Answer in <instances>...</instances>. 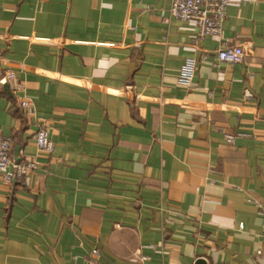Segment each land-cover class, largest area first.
<instances>
[{"label":"crops","instance_id":"1","mask_svg":"<svg viewBox=\"0 0 264 264\" xmlns=\"http://www.w3.org/2000/svg\"><path fill=\"white\" fill-rule=\"evenodd\" d=\"M170 7L0 0V72L20 82L0 86V135L36 163L0 172V264H264V0L205 38Z\"/></svg>","mask_w":264,"mask_h":264},{"label":"built area","instance_id":"2","mask_svg":"<svg viewBox=\"0 0 264 264\" xmlns=\"http://www.w3.org/2000/svg\"><path fill=\"white\" fill-rule=\"evenodd\" d=\"M236 1L244 4L249 0H170V14L175 19L194 22L197 28V35L205 38L210 35H220L226 18L228 4ZM246 50L243 46L226 45L218 51L217 58L220 61L239 62L245 56ZM196 62L194 58L187 57L181 67L179 83L189 86L195 74ZM9 84L12 89H19L20 82L18 75L13 70L0 72V86ZM21 106L30 114H35V107L28 100H22ZM230 142L234 140L233 135H227ZM36 144L39 150L51 153L54 150V142L50 138L49 130L41 128L35 135ZM13 141L10 137L0 135V172L3 178L14 182L23 178L35 168L33 159L20 161L11 155ZM243 224H241V227ZM87 264H106L101 260V252L93 248L87 259Z\"/></svg>","mask_w":264,"mask_h":264},{"label":"water","instance_id":"3","mask_svg":"<svg viewBox=\"0 0 264 264\" xmlns=\"http://www.w3.org/2000/svg\"><path fill=\"white\" fill-rule=\"evenodd\" d=\"M4 87L6 88V90H7V91H9V92L11 91V90H10V86H9V84H8V83H7V84H5V85H4Z\"/></svg>","mask_w":264,"mask_h":264}]
</instances>
